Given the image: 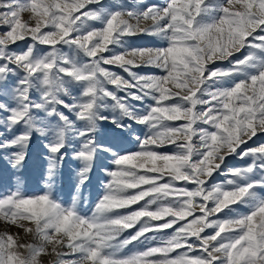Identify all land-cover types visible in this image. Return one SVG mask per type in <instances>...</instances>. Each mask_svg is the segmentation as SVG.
Wrapping results in <instances>:
<instances>
[{
    "label": "snow or ice",
    "instance_id": "6c2138e0",
    "mask_svg": "<svg viewBox=\"0 0 264 264\" xmlns=\"http://www.w3.org/2000/svg\"><path fill=\"white\" fill-rule=\"evenodd\" d=\"M34 148L0 264H264V0H0V162Z\"/></svg>",
    "mask_w": 264,
    "mask_h": 264
},
{
    "label": "rangeland",
    "instance_id": "374dc122",
    "mask_svg": "<svg viewBox=\"0 0 264 264\" xmlns=\"http://www.w3.org/2000/svg\"><path fill=\"white\" fill-rule=\"evenodd\" d=\"M122 2L128 3L129 0H122ZM148 2L162 3L163 0H148ZM132 46L143 47L154 45L148 38H136L134 39ZM134 127H137L138 129V126ZM107 163L108 161L103 158L98 161L96 170L93 172L90 182L81 190V195L89 205L94 204L103 193L102 180L104 179V176L100 171V168L105 166ZM233 165L241 166V162L233 160L230 162V166ZM74 167V165L65 164L64 168L61 170V176L57 180L56 184V194L62 201L68 204L71 203V198L76 192L74 179L75 172L73 171ZM45 169L46 161L43 160V156L40 154L39 149L35 148L32 159H30L28 165L22 170V172H16L0 162V193L14 189L18 179L22 184L23 191L28 195L40 194L43 191H46ZM2 230L3 225L0 224V231ZM11 231L15 232L17 229L12 228ZM42 259L44 264H49L50 258L44 257Z\"/></svg>",
    "mask_w": 264,
    "mask_h": 264
}]
</instances>
